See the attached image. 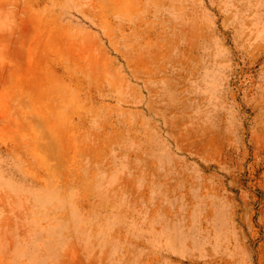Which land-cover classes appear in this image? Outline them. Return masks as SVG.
<instances>
[{
  "label": "rangeland",
  "instance_id": "1",
  "mask_svg": "<svg viewBox=\"0 0 264 264\" xmlns=\"http://www.w3.org/2000/svg\"><path fill=\"white\" fill-rule=\"evenodd\" d=\"M0 264H264V0H0Z\"/></svg>",
  "mask_w": 264,
  "mask_h": 264
}]
</instances>
